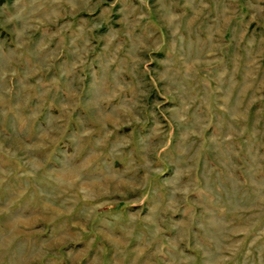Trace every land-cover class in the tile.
Listing matches in <instances>:
<instances>
[{
	"label": "rangeland",
	"instance_id": "obj_1",
	"mask_svg": "<svg viewBox=\"0 0 264 264\" xmlns=\"http://www.w3.org/2000/svg\"><path fill=\"white\" fill-rule=\"evenodd\" d=\"M0 264H264V0H0Z\"/></svg>",
	"mask_w": 264,
	"mask_h": 264
}]
</instances>
